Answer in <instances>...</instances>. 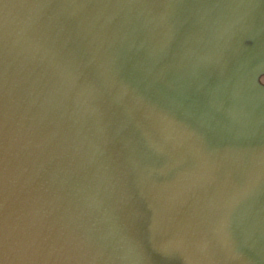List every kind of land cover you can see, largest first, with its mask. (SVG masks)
Wrapping results in <instances>:
<instances>
[{
    "label": "water",
    "instance_id": "obj_1",
    "mask_svg": "<svg viewBox=\"0 0 264 264\" xmlns=\"http://www.w3.org/2000/svg\"><path fill=\"white\" fill-rule=\"evenodd\" d=\"M0 264H264V0H0Z\"/></svg>",
    "mask_w": 264,
    "mask_h": 264
}]
</instances>
